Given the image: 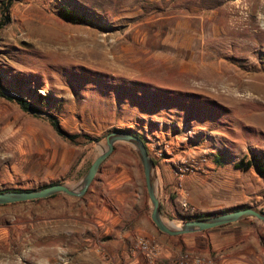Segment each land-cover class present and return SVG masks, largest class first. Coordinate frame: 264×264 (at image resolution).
I'll return each instance as SVG.
<instances>
[{
  "label": "rangeland",
  "instance_id": "obj_1",
  "mask_svg": "<svg viewBox=\"0 0 264 264\" xmlns=\"http://www.w3.org/2000/svg\"><path fill=\"white\" fill-rule=\"evenodd\" d=\"M12 1L11 22L0 30L3 91L81 137L66 141L0 95V191L77 184L105 137L123 129L141 135L158 162L166 219L207 212L179 199L188 179L203 187L201 201L233 195L232 181L245 187L251 206L264 208V178L235 167L264 153V0ZM62 7L90 23L64 21ZM192 163L196 169L181 178ZM88 204L125 217L135 204L149 211L143 167L130 146H116L84 197L0 206V264H128L114 253L108 230L117 224H84ZM53 217L60 220L52 224ZM263 228L247 226L249 254L213 250L199 233L174 239L175 258L194 252L214 264H264V239L260 248L252 239Z\"/></svg>",
  "mask_w": 264,
  "mask_h": 264
},
{
  "label": "crops",
  "instance_id": "obj_2",
  "mask_svg": "<svg viewBox=\"0 0 264 264\" xmlns=\"http://www.w3.org/2000/svg\"><path fill=\"white\" fill-rule=\"evenodd\" d=\"M228 192L234 193L230 196H225L224 199L219 195H210L205 201H201L198 194L203 193V187L195 185L189 179L185 183V187L181 189L179 193V199L181 197L189 198V201L198 208L207 211L219 210L225 212L228 210L235 209L239 206H247L250 203L251 198H247L245 195V187L243 185H236L232 181L227 186ZM140 189L135 193L134 200L140 199ZM242 194V195H239ZM258 199H262L261 195L257 196ZM94 208L93 215H87V211ZM264 210L263 206L259 207ZM83 222L84 224H117L116 227L110 228L108 231L113 232L115 239L117 240L118 248L114 252L116 255L122 254L128 258V264H153L143 254L141 250L137 248V240L139 238H147L152 243L156 244L159 250L158 261L168 263L175 259L177 254V248L174 246V239L179 237H166L159 235L158 229L155 227L151 215L150 209H146L142 205L135 204L133 214L129 217H125L122 213L111 210L107 206H102L100 210H96L92 204H88L84 208ZM93 219V220H92ZM59 221L58 218H52L51 222L54 224L55 221ZM62 218V221H65ZM124 224V225H122ZM132 224V226L126 225ZM251 224H260L258 222L243 220L241 222L231 224L222 228L213 229L204 232V237L208 239L213 250H238V253L249 254L250 249L247 248L245 239L251 236V232H247V226ZM252 238L257 247H263L262 241L264 239V228L253 234ZM185 243L190 247H194L192 239L185 240Z\"/></svg>",
  "mask_w": 264,
  "mask_h": 264
},
{
  "label": "water",
  "instance_id": "obj_3",
  "mask_svg": "<svg viewBox=\"0 0 264 264\" xmlns=\"http://www.w3.org/2000/svg\"><path fill=\"white\" fill-rule=\"evenodd\" d=\"M120 143L130 146L136 152L142 164L150 200L151 219L160 232L171 237H179L204 233L247 219L264 224V210L254 206L228 210L206 219H183L182 221L166 219L161 210V187L157 165L151 157L145 141L123 129H117L105 137V143L101 145V152L77 184L57 183L33 190H5L0 192V206L46 200L61 194L76 198L84 197L95 181L102 164L112 155L116 146Z\"/></svg>",
  "mask_w": 264,
  "mask_h": 264
},
{
  "label": "trees",
  "instance_id": "obj_4",
  "mask_svg": "<svg viewBox=\"0 0 264 264\" xmlns=\"http://www.w3.org/2000/svg\"><path fill=\"white\" fill-rule=\"evenodd\" d=\"M13 1L12 0H3L0 5V12H1V17H0V30L5 28L10 22H11V7H12ZM58 15L60 16L61 19H63L66 22L69 23H77V24H84V23H90V20L86 18L85 15H82L78 12L72 11L66 7H62V9L58 12ZM0 95L4 98H7L10 101H13L17 103L22 110L25 112L31 113L36 117H42L45 120H47L50 125L54 128V130L66 141L70 143H77L78 139L81 137L80 135H74L70 134L69 132L65 131L57 116L53 114H46L39 108H36L33 106L30 102L22 98L21 96H9L6 92L3 91V86H2V79L0 77ZM139 138L143 139L141 135L135 134ZM144 140V139H143ZM146 144V143H145ZM220 160V158H217ZM155 164L157 165L158 162L154 160ZM236 169L242 170V171H249L251 169H254L255 172L262 178H264V153L257 152V153H252L250 157H245L242 160H240L236 165ZM22 190V189H19ZM2 192V191H0ZM57 196H54L52 198H55ZM172 201L175 199L174 196L171 197ZM39 202V201H35ZM162 212H164V205L162 204L161 206ZM212 215L209 213H198L197 215L193 217H188V218H183V219H194V220H199V219H206L211 217ZM247 221H252L250 219H247ZM228 226V225H227ZM225 227V226H224ZM222 228V227H221ZM161 233V232H160ZM181 236H179L180 238Z\"/></svg>",
  "mask_w": 264,
  "mask_h": 264
},
{
  "label": "built area",
  "instance_id": "obj_5",
  "mask_svg": "<svg viewBox=\"0 0 264 264\" xmlns=\"http://www.w3.org/2000/svg\"><path fill=\"white\" fill-rule=\"evenodd\" d=\"M196 167L197 165L192 163L189 164V166L186 167L185 169L181 168L179 173L180 177L183 178L186 172H193L194 169H196ZM137 248L143 252V254L148 258L150 262L156 264V262L158 261V253H159L156 244L152 243L146 238H139V240L137 241ZM170 264H214V263L210 259L200 254L194 252H186L182 254L180 257L173 259Z\"/></svg>",
  "mask_w": 264,
  "mask_h": 264
}]
</instances>
